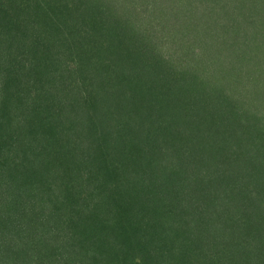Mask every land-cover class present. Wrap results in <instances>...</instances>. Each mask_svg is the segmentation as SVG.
<instances>
[{
	"label": "trees",
	"instance_id": "16d2710c",
	"mask_svg": "<svg viewBox=\"0 0 264 264\" xmlns=\"http://www.w3.org/2000/svg\"><path fill=\"white\" fill-rule=\"evenodd\" d=\"M166 1L0 0V264H264V0Z\"/></svg>",
	"mask_w": 264,
	"mask_h": 264
},
{
	"label": "rangeland",
	"instance_id": "374dc122",
	"mask_svg": "<svg viewBox=\"0 0 264 264\" xmlns=\"http://www.w3.org/2000/svg\"><path fill=\"white\" fill-rule=\"evenodd\" d=\"M145 2H147V4H149L150 3V6H155L157 9V11H155V12H161V9L162 10H164L165 9V7H167V6H170V4H171V1H166L165 2V0H162L163 2H160V0H144ZM159 4V5H158ZM163 5V6H162ZM163 7V8H162ZM168 8V7H167ZM196 13L197 12H194L192 15L195 17V15H196ZM234 16H236V15H234ZM236 20H238V19H240V18H235ZM241 19H242V17H241ZM179 42V41H178ZM172 43H174V42H172ZM175 45H176V42H175ZM171 47V45L168 43L166 46H165V48H164V51L166 52V50H168L169 48ZM176 47H179V44H177L176 45ZM209 54H211L210 55V57H209V60H208V62H207V66H209V70L210 71H212L213 70V63H215V60L213 59L215 56H214V54L213 53H209ZM222 61H223V59H222ZM258 87H260V88H262V91L264 90V84L262 83V84H260V86H258ZM251 97H254L255 96V93H256V89L255 88H251ZM264 92V91H263ZM254 103V102H253ZM252 103V111L253 112H256L254 109H257V108H259L258 106H256V105H254ZM254 108V109H253ZM260 239V238H259ZM258 241V240H257Z\"/></svg>",
	"mask_w": 264,
	"mask_h": 264
}]
</instances>
